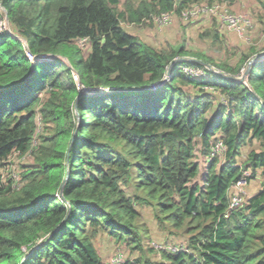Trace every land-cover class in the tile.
I'll use <instances>...</instances> for the list:
<instances>
[{"label":"trees","instance_id":"1","mask_svg":"<svg viewBox=\"0 0 264 264\" xmlns=\"http://www.w3.org/2000/svg\"><path fill=\"white\" fill-rule=\"evenodd\" d=\"M214 1L0 0L11 30H0V264H107L95 241L103 231L131 248L120 264H264V58L243 81L188 61L145 88L176 57L238 75L254 50L232 65L127 29ZM213 29L200 36L218 38ZM184 63L206 74L189 75ZM81 85L102 93L76 99ZM39 119L52 136H40L18 178L4 175L13 154L31 149ZM253 140L260 149L239 162ZM244 168L262 185L230 207ZM145 207L157 227L144 222Z\"/></svg>","mask_w":264,"mask_h":264},{"label":"rangeland","instance_id":"2","mask_svg":"<svg viewBox=\"0 0 264 264\" xmlns=\"http://www.w3.org/2000/svg\"><path fill=\"white\" fill-rule=\"evenodd\" d=\"M214 3H219L220 6H224L230 12L242 15L244 21L241 23V26L244 28V30L241 32H236L234 30L228 29V27L224 23H221L219 21L217 16L210 13H202L189 20L181 19L182 22L187 23L189 26H191L190 23L198 22V27H192L191 29L181 28L180 23H177L179 27L175 28L173 22L176 18H179V16L176 14L172 16V22L161 27L156 25L154 22L147 21L146 23L139 25H129L127 26V29L137 34L145 42L154 46H176L180 43L179 41H182L186 44L185 47L188 50L190 49V51H200L203 54H207L217 60H222L232 65H236V63L240 61L244 53L249 54L251 50H254L253 53H250L252 55L243 65L241 72L236 75L240 76L243 73L249 60L254 58V56L258 55L259 53L264 52V0H215ZM204 24L210 25L209 27L211 28L217 27L221 34V37L219 39H214L211 37L200 38L198 36V33L203 31L202 25ZM167 28L168 30L172 31H169L168 34L165 33L168 36L163 40L161 39L160 33L166 31ZM0 30L11 31L3 18H0ZM228 30L229 32H227ZM168 39H170V41ZM79 45L82 47V50L86 52L88 45L85 44V40H81L79 42ZM256 60H258V58ZM213 67L215 69L221 70L216 66ZM53 130L54 127L51 122L43 123L39 119L38 126L32 140L31 149L24 154H13L8 159V162L4 167V175L11 174L14 178H18L19 173L24 169V167L31 166L34 162L36 156L35 146L39 144L40 136H42V138L52 136ZM251 149H260L258 140H253L242 145L241 154L238 156L239 162L246 158ZM221 153L222 151H220L217 155L220 159V163H223L224 153ZM196 154V159L200 163H202L204 157L199 155L197 151ZM243 170H245L244 174L248 173V177L251 176L250 168H244ZM200 175L201 173L196 176L195 179L199 180ZM250 178L251 181H249L248 178L246 183L242 185L243 189H239V186L237 185H231L230 189L232 194L234 195L242 190L241 194L245 199L248 195H250L249 193L251 190L256 189L258 186L260 187L262 185L263 176L260 173ZM143 213L144 214L142 218L144 219V222H146V224H148L150 228L157 227L155 218L152 215V210L148 207H145ZM162 234L163 233H161L160 231L155 230L153 232V237L154 239L158 240L161 239L162 236H164ZM95 239L96 246L100 253L101 250L104 249L103 254H105V257L103 259L107 263H109V259L116 251L122 252L126 257L132 251L124 240L115 239L114 236L112 237L111 235L107 234L106 231L97 233ZM134 253L137 252L135 251ZM150 256L153 257V260H157L159 254H150Z\"/></svg>","mask_w":264,"mask_h":264},{"label":"built area","instance_id":"3","mask_svg":"<svg viewBox=\"0 0 264 264\" xmlns=\"http://www.w3.org/2000/svg\"><path fill=\"white\" fill-rule=\"evenodd\" d=\"M202 13H210V14L217 16L219 21L221 23H224L228 27V29L234 30L236 32L237 31L241 32L244 30V28L241 26V23L244 21V18L242 17V15L230 12L224 6H220L219 3H214V2L213 3L201 2L198 4H192L189 7L184 8L181 11V19L183 20L193 19ZM174 14L175 13L172 11L161 12L160 14L153 16L150 20H147V21L154 22L156 25L161 27V26L167 25L170 22H172V19H173L172 16ZM27 55L30 58L33 57L28 51H27ZM181 69L183 72L189 75L195 76V77H202L203 75L206 74L204 70H202L201 68L191 66L187 63L181 65ZM171 74H172V70H169V72L166 73V77H169ZM74 78L78 80V77L76 74H74ZM225 147L226 146L223 143L222 139L220 137H216L212 145V152L215 154H218L220 151H222L221 154H223L225 151ZM244 173H245V170L241 172V175L239 176V178L235 182H233V184L231 185L232 186L237 185L239 186V189H241L242 185L245 184L248 179V173L246 174ZM229 192H230L229 193L230 194L229 195L230 196V200H229L230 207H235L244 201V198L241 194L242 190L239 193H236L233 195L231 192V189L229 188ZM155 246L161 247L159 244H155ZM164 247L170 250H178V249L183 248V246L181 247V245H177V244L176 245L168 244ZM125 260H126V256L122 252L116 251L111 256V258L109 259V263L107 264H120L124 262Z\"/></svg>","mask_w":264,"mask_h":264},{"label":"water","instance_id":"4","mask_svg":"<svg viewBox=\"0 0 264 264\" xmlns=\"http://www.w3.org/2000/svg\"><path fill=\"white\" fill-rule=\"evenodd\" d=\"M0 7H2L1 4H0ZM6 20H7V17H6ZM24 41H25V40H24ZM25 43H26V41H25ZM257 58H258V59H260V58H264V52L259 53L258 55L254 56V58L250 59L249 62L247 63V65H246V67H245L243 73H242L240 76H236V75L227 74V73H225V72H222V71H220V70H218V69H215L212 65L208 64L207 62H204L203 60H200V59L194 58V57H192V56H181V57H176V58H174V59L170 62L169 66L167 67L166 73H168L169 70H171L172 67H173L175 64H177L178 62L194 61V62H199V63L205 65L210 71H212V72H214V73H216V74L222 75V76H224V77H227V78H230V79H233V80H236V81H243V80H245V79L247 78V76L249 75L250 70H251V68H252V63H253ZM166 79H167V77L165 76L163 79L159 80L158 82H155L154 84H150V85L146 86L145 88H152V87H154V86H157V85L163 83ZM80 88H81L82 90L79 92V94L77 95L76 99H78V97H80V96L83 95V94H87V95H89V94H100V93H102V91H100V90L97 91V90H95V89H91V90L88 91V90H87L84 86H82V85L80 86Z\"/></svg>","mask_w":264,"mask_h":264},{"label":"crops","instance_id":"5","mask_svg":"<svg viewBox=\"0 0 264 264\" xmlns=\"http://www.w3.org/2000/svg\"><path fill=\"white\" fill-rule=\"evenodd\" d=\"M180 22H179V21ZM174 27L175 28H178L179 26L177 25V23H180V27L181 28H185V29H188V28H192V27H198L197 25H198V22H194V23H190L191 24V26H189L187 23H184V22H182V20H181V18L179 17V18H176L175 20H174ZM172 26V25H171ZM171 26H168V27H171ZM210 25H202V27H203V31L202 32H204V31H213L214 29L213 28H211V27H209ZM217 28V27H216ZM169 31H172V30H168V28L166 29V31H164V32H161L160 34H161V39H166L167 38V36L168 35H166L165 33H167L168 34V32ZM217 31H218V33H219V37L218 38H216V39H219L220 37H221V34H220V32H219V30H218V28H217ZM182 32H183V30H182ZM227 32H229V30L227 31ZM222 33V32H221ZM230 33H233V32H230ZM200 34H201V32H199L198 33V36L200 37V38H202L201 36H200ZM229 34V33H228ZM203 38H205V37H203ZM169 41H170V39H168ZM184 41V40H183ZM179 42H181V41H179ZM152 45V44H151ZM174 47V46H173ZM187 49V48H186ZM190 50V49H189ZM194 52H197V51H194ZM198 52H200V51H198ZM187 56H190V55H187ZM251 181V180H250ZM259 187V186H258ZM258 187L256 188V189H253V190H251L250 191V193L249 194H252L253 192H255L257 189H258ZM103 251H104V249H102L101 250V255L103 256V258L105 257V254H103Z\"/></svg>","mask_w":264,"mask_h":264}]
</instances>
